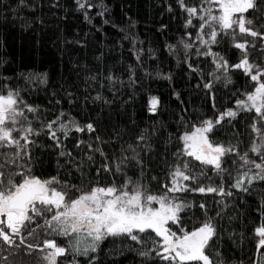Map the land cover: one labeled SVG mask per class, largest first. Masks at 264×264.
<instances>
[{"label":"trees","instance_id":"1","mask_svg":"<svg viewBox=\"0 0 264 264\" xmlns=\"http://www.w3.org/2000/svg\"><path fill=\"white\" fill-rule=\"evenodd\" d=\"M90 2L94 5L87 10L91 23L85 20L83 11H77L76 0H25L24 4L19 0H0V85L19 89L24 103L37 108L35 113L25 108L27 120L21 117V122L25 126L31 122L34 129H40L42 124L65 112L80 125L92 123L96 129L94 133L72 131L66 137L57 133L62 148L56 147L45 129L39 136L29 137L35 140L30 148L31 160L26 157L21 163L29 164L32 174L42 180L56 176L84 191L93 185H121L131 177L159 195L166 191L165 186L171 187L170 173L184 160L190 162L191 174L197 180L182 181L183 184L193 189L223 184L228 191L233 181L227 173L218 176L211 166H201L193 157L180 155L183 151L180 137L202 121L215 122L219 114L234 109L236 99H243L244 92L252 91L254 82L242 70L233 69L232 83L226 85L221 80L211 90L203 87L213 62L210 57H197L194 50L185 62L182 40L194 39L200 21L193 17L192 26L186 27L188 13L179 0ZM184 2L188 7L201 5V0ZM99 12L104 14L98 15ZM258 23L264 24V20ZM188 32L192 37L186 35ZM170 46H175L173 51ZM195 47H199L198 42ZM213 51L225 56L230 64L241 59L240 50L227 37L213 46ZM249 51L250 59L264 66L259 41ZM130 68L135 73L134 83L129 82ZM109 75L117 82L109 83ZM167 76L171 79L162 78ZM97 94L101 100L94 99ZM153 96L160 101L155 114L148 110ZM254 116V112H241L234 119L226 117L209 133L210 140L225 147L237 146L241 153L248 151L254 138L250 128ZM141 133L147 137L143 143L137 139ZM81 140L86 143L76 147ZM129 146L136 150L141 163L125 159L122 171L117 172L114 161L119 163L122 158L134 155ZM97 147L103 149L107 160L93 151ZM62 150L70 152L71 157L60 156ZM7 151L10 156L11 149ZM89 155L92 161L87 160ZM249 155L259 161L256 153ZM233 159L235 154L224 157L223 167L232 171L236 167ZM105 163L109 165L108 171L103 170ZM248 187L246 193L231 189L232 196L191 190L169 193L189 205L180 213L185 230L199 227L208 217L213 219L219 232L213 247L227 264H252L256 252L254 229L264 222V181L255 180ZM78 194L73 190L69 196L75 198ZM37 223L43 225L44 219L38 217L32 227ZM171 227L175 231L179 226ZM37 231L41 233L39 241L26 237L19 253L9 257L12 264H46L42 260L45 253L39 248L30 255L25 253L27 244L40 243L43 247L44 239H55L60 246L67 242L65 237L48 236L39 228ZM141 236L144 244L108 238L100 244L98 252L89 255L96 257L94 264H167L156 258L155 252L147 259L138 255L137 250L153 247L148 236ZM152 236L160 239L154 233ZM0 255L8 253L0 251ZM72 259L69 254L58 258V264H68ZM75 259L79 264H89V257L81 255Z\"/></svg>","mask_w":264,"mask_h":264},{"label":"snow or ice","instance_id":"2","mask_svg":"<svg viewBox=\"0 0 264 264\" xmlns=\"http://www.w3.org/2000/svg\"><path fill=\"white\" fill-rule=\"evenodd\" d=\"M19 2L24 4L25 0ZM76 3L77 11H83L85 20L91 23L87 10L94 5L90 0H76ZM179 3L188 13L186 27L192 26L193 17H198L200 21L194 39L191 42L182 40L185 62L192 50L197 57H210L213 62V69L208 73L209 79L203 87L211 90L221 80L226 85L232 83L233 69L242 70L254 82L252 91L244 92L243 99H236L234 109H227L219 114L215 122L211 119L202 121L200 126H194V130L185 132L180 137L183 141L180 155L193 157L201 166H211L218 176L222 177L227 173L233 181L229 190L225 191L223 184L216 188L194 189L183 184L182 181L197 180L191 174L190 162L184 160L175 165L170 173L171 187L165 186L166 191L159 195L149 192L146 186L139 181H133L131 177L126 178L121 185H93L87 191L61 182L56 176L42 180L32 174L29 164L21 163L26 157L31 160L30 148L35 145V140L29 137L39 136L46 129L50 138L56 142V147L62 148L57 133L65 137L72 131L94 133L95 126L92 123L80 125L65 112H60L54 120L42 124L40 129H34L31 122L25 126L21 122V117L27 120L24 109L35 113L37 108L24 103L19 89L3 84L0 85V149L5 151L0 152V251L8 253L0 255L3 264H12L9 257L19 253L26 237L39 241L41 233L37 228L48 236L67 238L64 246L58 245L55 239H44L43 247L40 243L27 244L25 253L30 255L39 248L45 253L42 260L46 264H58V258H66L69 254L73 259L68 264H79L75 257L81 255L89 257V264H94L96 257L89 254L98 252L104 240L123 238L144 244L141 234L148 236L153 244L151 249L137 250L138 255L146 259L155 252V257L167 264H227L221 253L213 247L219 237L213 219L208 217L199 227L191 231L185 230L181 225L180 213L189 205L182 202L180 197L170 196L169 193L191 190L232 196L231 189L246 193L253 181H264V66L251 60L252 53L249 51L255 49L259 41V48L264 56V24L258 23L264 20V0H201L199 8L186 6L184 0H179ZM97 14L102 16L104 13ZM186 35L192 37L191 32ZM225 37L230 38L233 47L240 50L241 59L235 64H230L225 56L213 51V46L219 45ZM197 42L199 47H195ZM174 47L170 46V51ZM139 59L140 56L137 55V60ZM189 67L192 65L189 64ZM192 70L200 71L198 68ZM134 75L130 68V83L135 82ZM162 78L171 79L170 76ZM107 79L109 83L117 82L111 75ZM176 95L179 97L178 93ZM94 99L101 100L102 97L97 94ZM159 103L158 97H150L149 112L155 114ZM241 112L255 113L250 125L254 138L248 151L241 153L237 146L225 147L210 140L209 133L217 125L226 117L234 119ZM64 117L70 118L63 119ZM137 139L143 143L147 137L141 133ZM96 140L99 141L100 137H96ZM85 143L81 140L76 147L79 148ZM87 147L91 149L92 145L87 144ZM129 148L134 155L122 158L119 163L114 161L117 172L122 171L121 165L125 159L141 163L136 150L132 146ZM7 149H11L10 156ZM93 151L99 152L107 160L103 149L97 147ZM249 152L256 153L259 161L250 157ZM229 154L236 156L232 161L236 167L232 171L223 167L224 157ZM59 155L71 157L70 152L63 150ZM87 160L92 161L93 157L89 155ZM77 168L79 170V166ZM253 168L258 171L253 172ZM103 170H109L107 163L103 165ZM99 171L97 169L98 173ZM201 175H204L203 171ZM73 190L79 193L75 198L69 196ZM156 204L159 206H154ZM200 207L204 208V205L201 204ZM220 215L218 212L217 216ZM38 217L44 219L43 225L37 223L36 227H32ZM169 222L179 226L177 230L174 231ZM153 233L160 239L153 238ZM254 238L257 239L256 252L251 258L252 264H264V252H261L264 249V222L255 227Z\"/></svg>","mask_w":264,"mask_h":264},{"label":"rangeland","instance_id":"3","mask_svg":"<svg viewBox=\"0 0 264 264\" xmlns=\"http://www.w3.org/2000/svg\"><path fill=\"white\" fill-rule=\"evenodd\" d=\"M170 196H176V195H170ZM154 206L158 207L159 205L156 204V205H154ZM169 224H170V226H171V222H169Z\"/></svg>","mask_w":264,"mask_h":264},{"label":"water","instance_id":"4","mask_svg":"<svg viewBox=\"0 0 264 264\" xmlns=\"http://www.w3.org/2000/svg\"><path fill=\"white\" fill-rule=\"evenodd\" d=\"M153 114V113H152Z\"/></svg>","mask_w":264,"mask_h":264}]
</instances>
